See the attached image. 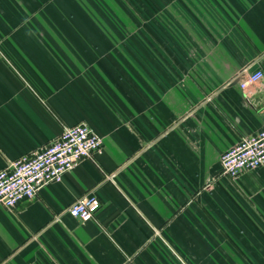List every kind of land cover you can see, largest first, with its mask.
Segmentation results:
<instances>
[{"label": "crops", "instance_id": "1", "mask_svg": "<svg viewBox=\"0 0 264 264\" xmlns=\"http://www.w3.org/2000/svg\"><path fill=\"white\" fill-rule=\"evenodd\" d=\"M264 0H0V169L87 123L93 157L11 208L0 264H264ZM101 201L87 220L65 211Z\"/></svg>", "mask_w": 264, "mask_h": 264}, {"label": "built area", "instance_id": "2", "mask_svg": "<svg viewBox=\"0 0 264 264\" xmlns=\"http://www.w3.org/2000/svg\"><path fill=\"white\" fill-rule=\"evenodd\" d=\"M263 77L262 69H254L240 78L239 86L245 89ZM101 145V136L87 123L64 126L53 140L0 169V205L11 208L24 198H32L45 184L61 180L63 173L77 162L93 157ZM219 164L221 173L231 177L264 164V115L261 127L228 147L220 155ZM100 208L98 196L86 192L70 202L65 211L87 221Z\"/></svg>", "mask_w": 264, "mask_h": 264}]
</instances>
